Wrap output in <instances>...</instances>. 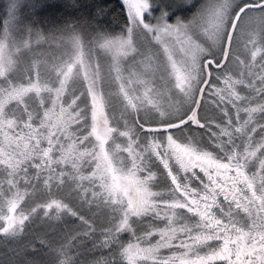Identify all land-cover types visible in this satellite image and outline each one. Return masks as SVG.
<instances>
[{
	"label": "snow or ice",
	"instance_id": "snow-or-ice-1",
	"mask_svg": "<svg viewBox=\"0 0 264 264\" xmlns=\"http://www.w3.org/2000/svg\"><path fill=\"white\" fill-rule=\"evenodd\" d=\"M0 264H264V0H0Z\"/></svg>",
	"mask_w": 264,
	"mask_h": 264
}]
</instances>
